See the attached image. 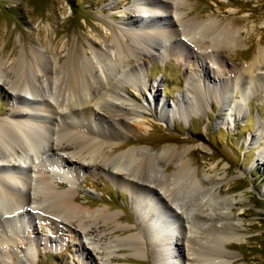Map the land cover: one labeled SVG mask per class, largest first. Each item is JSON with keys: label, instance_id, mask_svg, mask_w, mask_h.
<instances>
[{"label": "bare ground", "instance_id": "6f19581e", "mask_svg": "<svg viewBox=\"0 0 264 264\" xmlns=\"http://www.w3.org/2000/svg\"><path fill=\"white\" fill-rule=\"evenodd\" d=\"M111 1L118 4L120 0ZM138 1L142 14L135 17L136 22L141 25L146 16L158 24L168 22V26L164 24V32L152 27L147 30L146 25L140 30L129 25L118 28L112 38L106 36L104 47L89 41L90 53L75 49L67 51L64 57L48 52L47 56L32 49L10 61L0 58V88L4 75L8 89L2 91H7L13 107L0 120V264H9L7 261L15 258L16 253L6 254V249L21 251L16 238L32 214L53 227L42 223L50 233L57 230L55 224L60 221L72 228L83 240L81 246L88 261L96 250L102 256L101 264H110L114 248L129 250L138 257L142 246H154V238L144 230L141 238L145 243L133 234L127 235L126 240H105L107 229L127 234L131 228L118 226L120 216L108 208L90 210L77 202L75 192L63 190V186H71L72 173L97 172L99 168L106 169V177L115 189L122 186L135 195L132 199L135 216L143 220L147 229L157 222L169 223L164 220L168 215L175 220L179 238L175 237L172 243L173 237H168L160 245L173 244L171 250L176 251L180 264L230 261L228 247L241 240L240 215L234 211L241 199L228 195L222 188L225 171L219 174L213 168L199 175L191 166L190 152L186 149L168 148L154 153L130 149L117 155L114 150L124 145L121 141L127 134L146 131L150 110L160 106L161 82L150 83L143 72L156 57L154 53L160 54L163 44L175 41L190 48L185 59L189 82L180 102L187 106L193 102L195 105L189 106L190 109L199 110L206 104L202 94L205 87L201 83L210 81L209 73L213 75V94L225 96L226 90L217 91V88L228 85L216 69L206 65V59L213 62L228 50L241 47L243 33L233 25H222V21L219 24L215 20L206 22L187 17L190 10L185 8L184 0ZM151 1L159 17L152 10ZM262 71L264 49L240 76L252 77ZM262 86L256 85L258 89ZM146 93L149 100L144 98ZM139 98L145 100V106L138 104ZM159 109L165 117L173 115L166 104ZM50 169L55 170L54 175ZM58 174L61 176L56 177ZM135 189L140 196L133 193ZM151 193L158 198L154 199ZM151 199L156 200L155 211ZM35 226H31L32 240L26 236L27 241L22 244L32 241L36 247L41 241ZM46 239L47 244L54 243ZM153 250L149 251L157 264H161V259L174 257ZM91 261L98 264L96 258Z\"/></svg>", "mask_w": 264, "mask_h": 264}, {"label": "rangeland", "instance_id": "374dc122", "mask_svg": "<svg viewBox=\"0 0 264 264\" xmlns=\"http://www.w3.org/2000/svg\"><path fill=\"white\" fill-rule=\"evenodd\" d=\"M184 2L185 8L190 10L187 17L206 22L215 20L219 24L222 21V25H233L243 33L241 47L228 50L221 54L222 58H216V61L206 59V65L216 69L228 83L225 88H217V91L226 90L227 93L225 92V96L213 94V75L209 73L210 81L208 79L201 83L205 87L202 94L206 104L199 110H192L190 107L195 103L189 104L190 107L181 103L184 87L189 82L185 59L191 50L180 42L163 44L159 49L160 54L154 53L156 57L143 72V77H147L150 83L161 82L158 88L159 105L166 104L173 115L165 117L160 106L156 110L152 108L147 116L148 129L133 135L127 134L121 141L124 145L115 149L114 154L130 149L152 153L168 148L186 149L190 152L188 158L191 166L197 169L199 175L213 168L219 174H224L225 171L222 188L228 195L240 197L241 204L234 211L236 215H240L239 222L242 226L241 240L228 247L227 252L232 256L228 259V264H264V71L254 73L252 77H247L246 74L242 78L240 76L259 51L264 49V0ZM151 4L155 12L157 7L153 1ZM139 5L138 0H120L118 4L111 0H0V58L10 61L27 55L32 49L47 56L52 53L64 57L67 51L75 49L90 53L89 41H95L99 47H104L106 36L112 38L118 33V28L129 25L139 30L146 25L147 30L154 28L164 32L168 22L158 24L147 16L141 25L136 22L137 16L142 14ZM156 15L159 17L158 13ZM2 77V89L7 90L5 82L8 79L4 75ZM257 84L263 85L262 88L258 89ZM131 86L135 85L131 83ZM2 89L0 88V120H4L13 108L10 104L11 97ZM128 91L131 92L132 89L129 88ZM131 94L134 96V93ZM144 98L149 100L147 93ZM138 104L146 105L141 98L138 99ZM53 171H50L52 175ZM104 171L107 172L106 169L99 168L97 172L72 173L73 176L69 179L71 186L62 185L65 187L63 190L75 192L77 202L90 210L108 208L110 212L120 216L118 226L131 228L127 234L113 228L107 229L104 232L107 234L105 240H126L127 235L133 234L145 243L141 238L143 230L154 238V246H142L138 257L133 256L134 253L129 250L114 248L110 264H157L150 249L163 256L166 255L165 252L173 254L174 257L159 260L161 264H180L176 251L171 250L173 244L160 245L161 240L168 241L173 237V243L175 237L179 236L174 228L177 226L176 223L174 225L175 220L169 215L164 218L171 223L170 226L164 222L156 224L153 218L151 221L155 225L147 229L143 220L135 216V205L132 202L135 195L122 186L120 190L115 189ZM136 191L139 192L135 189L133 193H137ZM151 195L154 199L158 198L153 193ZM154 199H151V204L155 211L157 204ZM42 223L50 226L32 214L30 220L22 224L16 238L21 251L5 250L9 255L16 253L13 254L14 262L7 261L9 264H95V261H91L94 258L98 259V264L103 262L100 261L102 256L97 250L90 261L86 260V253L81 246L83 240L72 228L66 227V223H56L57 230L54 233H50L49 228L42 226ZM31 226H35L41 240L36 247H33L32 241L22 244L27 241V237L32 240ZM46 238L54 243L47 244L44 241ZM158 243L159 246H156Z\"/></svg>", "mask_w": 264, "mask_h": 264}]
</instances>
